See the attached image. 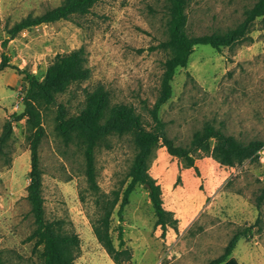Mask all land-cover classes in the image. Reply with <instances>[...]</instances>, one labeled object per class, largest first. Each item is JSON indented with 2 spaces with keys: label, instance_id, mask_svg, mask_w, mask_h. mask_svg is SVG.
Returning <instances> with one entry per match:
<instances>
[{
  "label": "rangeland",
  "instance_id": "1",
  "mask_svg": "<svg viewBox=\"0 0 264 264\" xmlns=\"http://www.w3.org/2000/svg\"><path fill=\"white\" fill-rule=\"evenodd\" d=\"M62 0H0V132L23 102V70L41 78L56 53L83 47L91 75L58 96L70 112L82 104V88L98 82L113 101L131 103L151 122L166 53L157 47L166 38V0H97L91 11L71 19L42 23L7 38L5 28L27 14H40ZM256 0H190L187 31L205 34L236 26ZM172 95L159 109L166 136L185 146L204 121L243 143L261 140L258 159L224 166L210 153L193 152V166L157 144L148 172L162 188L166 209L178 221L161 237L144 184H137L122 210L115 206L109 229L117 244L122 226L127 264H208L231 236L243 231L228 264H264V16L245 35L217 51L197 45L188 64L173 76ZM54 106L42 109L45 133L39 144L46 217L63 218L80 238L76 264H115L97 241L92 221L99 218L95 194L84 176L82 151L66 144L54 129ZM29 129L25 117L12 122V134L0 155V258L4 264H41L26 237L34 227L26 186L29 181ZM217 138L212 139L215 144ZM135 151L129 134L112 135L95 151L98 193L123 188Z\"/></svg>",
  "mask_w": 264,
  "mask_h": 264
},
{
  "label": "trees",
  "instance_id": "2",
  "mask_svg": "<svg viewBox=\"0 0 264 264\" xmlns=\"http://www.w3.org/2000/svg\"><path fill=\"white\" fill-rule=\"evenodd\" d=\"M97 0H62L58 5L47 8L40 14H27L11 26L5 28L7 39L13 38L23 29L59 20L71 19L74 16L88 14ZM190 0H166L167 19L165 23L166 38L160 41L158 48L166 53L162 62V72L155 101L148 108L151 122L143 119L131 103L113 101L106 86L98 82L92 87L82 88L83 101L76 112H70L66 104L58 100L72 84L87 80L91 75L87 65V56L83 47L74 48L66 53H56L49 60L45 73L41 78L23 70L26 76L23 89V104L21 112L13 113L3 124L0 132V155L5 154V148L12 134V122L25 117L29 129L28 141L30 152L29 181L26 186V200L32 215L34 227L26 237L32 242V253H37L41 264H76L80 252L79 235L65 225L63 218L50 219L45 215L42 193V171L39 161V144L45 133L42 124V109L54 106V129L63 141L78 145L82 151L84 176L87 187L96 196L99 218L92 221L93 233L97 241L105 249L115 264H127L131 259V250L125 246L122 236V226H117V244H114L109 229L110 217L116 205L117 216L122 220V210L128 203L129 194L137 184H144L148 190L156 220L155 227H160L161 237L168 228H174L178 221L163 204V193L159 183L148 172L149 156L157 144H162L166 152L185 160L193 166V152L210 153L224 166H238L245 161L258 159V150L262 148L261 140L243 143L235 136L222 130V122L215 125L204 121L194 130L187 145H175L166 136L164 122L158 112L160 107L172 95V79L178 68L185 67L195 47L200 44L209 45L220 51L222 47L231 45L243 37L250 23L264 16V0H256L244 10L241 22L223 31H213L205 34H194L187 31ZM8 60L0 57V72L7 67ZM129 134L134 142L135 151L128 167L126 177L128 182L123 188H116L110 193H98L96 180V148L109 136ZM217 138L215 144L212 139ZM264 198V188L258 198ZM243 231L235 232L224 247L223 252L208 264H221L232 253ZM0 264H4L0 258Z\"/></svg>",
  "mask_w": 264,
  "mask_h": 264
},
{
  "label": "water",
  "instance_id": "3",
  "mask_svg": "<svg viewBox=\"0 0 264 264\" xmlns=\"http://www.w3.org/2000/svg\"><path fill=\"white\" fill-rule=\"evenodd\" d=\"M23 79H24V81H23V89H25V80H26V76H23ZM22 107H24V104L22 103Z\"/></svg>",
  "mask_w": 264,
  "mask_h": 264
},
{
  "label": "crops",
  "instance_id": "4",
  "mask_svg": "<svg viewBox=\"0 0 264 264\" xmlns=\"http://www.w3.org/2000/svg\"><path fill=\"white\" fill-rule=\"evenodd\" d=\"M221 264H228V262L225 260V261H223Z\"/></svg>",
  "mask_w": 264,
  "mask_h": 264
},
{
  "label": "built area",
  "instance_id": "5",
  "mask_svg": "<svg viewBox=\"0 0 264 264\" xmlns=\"http://www.w3.org/2000/svg\"><path fill=\"white\" fill-rule=\"evenodd\" d=\"M259 151V150H258Z\"/></svg>",
  "mask_w": 264,
  "mask_h": 264
}]
</instances>
